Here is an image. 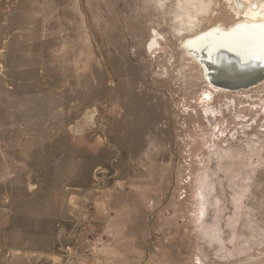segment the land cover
<instances>
[{"label": "rangeland", "instance_id": "374dc122", "mask_svg": "<svg viewBox=\"0 0 264 264\" xmlns=\"http://www.w3.org/2000/svg\"><path fill=\"white\" fill-rule=\"evenodd\" d=\"M177 1L0 0V264H264V78L208 85Z\"/></svg>", "mask_w": 264, "mask_h": 264}, {"label": "bare ground", "instance_id": "6f19581e", "mask_svg": "<svg viewBox=\"0 0 264 264\" xmlns=\"http://www.w3.org/2000/svg\"><path fill=\"white\" fill-rule=\"evenodd\" d=\"M223 1L234 16L228 26L216 23L197 31L200 19L213 13L211 0H178L179 12L172 23L184 55L201 69V77L210 86L213 81H244L264 74V0ZM164 5L161 2L160 6ZM186 33L189 36L185 37ZM162 38L153 29L146 51L157 50ZM205 98L211 95L205 93Z\"/></svg>", "mask_w": 264, "mask_h": 264}, {"label": "water", "instance_id": "95a60500", "mask_svg": "<svg viewBox=\"0 0 264 264\" xmlns=\"http://www.w3.org/2000/svg\"><path fill=\"white\" fill-rule=\"evenodd\" d=\"M263 78H264V74L257 75V77H254L252 79H247L244 81H220V82L213 81L212 83L214 86L224 89H239L241 87H246L248 85L254 84Z\"/></svg>", "mask_w": 264, "mask_h": 264}]
</instances>
